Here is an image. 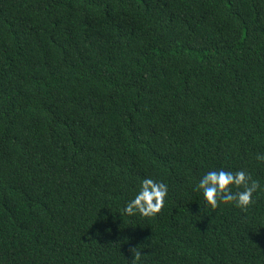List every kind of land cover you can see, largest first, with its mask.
<instances>
[{"label":"trees","instance_id":"obj_1","mask_svg":"<svg viewBox=\"0 0 264 264\" xmlns=\"http://www.w3.org/2000/svg\"><path fill=\"white\" fill-rule=\"evenodd\" d=\"M257 153L264 0H0V264H264ZM221 167L246 212L205 211ZM146 177L164 207L123 215Z\"/></svg>","mask_w":264,"mask_h":264},{"label":"clouds","instance_id":"obj_2","mask_svg":"<svg viewBox=\"0 0 264 264\" xmlns=\"http://www.w3.org/2000/svg\"><path fill=\"white\" fill-rule=\"evenodd\" d=\"M255 159L264 164V153H257ZM261 187L246 169L230 170L221 167L204 172L194 190L203 197L205 211L214 212L225 205L246 212L256 203ZM168 194L169 187L166 183L146 177L138 190L126 200L122 213L130 218L153 217L164 207ZM144 257L145 254L136 248L131 253V261L127 262L145 264Z\"/></svg>","mask_w":264,"mask_h":264}]
</instances>
